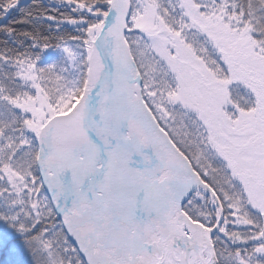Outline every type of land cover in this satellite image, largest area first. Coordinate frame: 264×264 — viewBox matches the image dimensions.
<instances>
[{
	"label": "snow or ice",
	"instance_id": "6c2138e0",
	"mask_svg": "<svg viewBox=\"0 0 264 264\" xmlns=\"http://www.w3.org/2000/svg\"><path fill=\"white\" fill-rule=\"evenodd\" d=\"M206 6L201 5V8ZM92 7L93 11L99 9L109 17L112 15L108 0L102 3L96 0ZM23 9L24 0H0V36H11L18 27L22 35L27 34L22 26L28 25L35 14L25 13ZM72 9L75 10L74 5ZM129 18L135 19L131 4L126 18L127 32L138 31ZM90 19L99 23L103 17L92 13L84 17L81 10L77 23L82 30L67 41L61 38L60 43L41 44L34 36H29L31 52L18 53L12 64L17 69L12 78L21 82L20 90L14 95L7 92L0 95V104H7L12 113L7 123L0 119V152L5 153L0 161V264H132L128 257L131 241L129 230L124 227L126 221L113 214L110 205L103 200L89 198L86 193L77 196L65 192L75 186L76 169L83 166L86 159L82 147L62 151L64 138L76 126L83 127L93 143H99L101 137L106 136L105 151L119 150L125 138L128 147L135 152L151 147L156 164L146 175L145 186L139 190L152 191L157 206L166 198L170 199L156 183L165 164L177 170V179L199 177L212 192H217L214 185H219V181L210 175V168L216 175L225 176V182L232 187H237L224 157H218L220 167L206 166L202 162L204 151L210 147L209 129L203 117L181 110L177 113L178 123L173 115L176 104L170 103L166 98L168 94L161 92L151 99L141 96L142 109L130 106L119 84L102 75L103 65H94L87 54L90 43L97 53L101 51L99 36L95 42L89 39ZM104 51H108L106 46ZM66 52L70 53L68 59H65ZM77 56L80 57L79 72L70 79L65 74L68 66L76 67L72 61ZM9 59L0 53V60L7 63ZM58 62L65 64L59 71ZM260 76L264 79V67L260 69ZM25 78L29 79L28 84L23 83ZM257 88L264 90L261 85ZM93 92L97 96L95 109L90 104ZM233 108L231 120H238L241 111L250 110L236 101ZM3 116L0 111V117ZM129 120L139 124V137L134 130L126 129ZM90 124L93 126L89 127ZM9 129L15 137L9 135ZM98 129H107L108 133L101 132L98 136ZM193 143L199 146V154L193 151ZM21 154L29 158L26 166L14 163ZM57 159L66 160L67 166L52 162ZM69 170L73 171L74 179L65 183L61 177ZM171 183L169 181V185ZM200 187L197 182V186L181 198L180 211L196 224L203 223L211 229L213 264H264V224L259 222L264 220V212L255 207L247 209L259 220L236 226L229 220L234 209L228 206L221 216L223 226L217 223L213 227L211 221L193 217L188 210L194 199L203 200ZM226 204L227 201H221L222 206ZM229 227L233 232L243 228L247 234L234 240ZM148 241L149 234L141 231L135 246L146 251ZM172 244L189 257L185 264H192L190 255L196 251L198 243L191 228H183ZM152 250L153 253L158 251L155 245Z\"/></svg>",
	"mask_w": 264,
	"mask_h": 264
},
{
	"label": "rangeland",
	"instance_id": "374dc122",
	"mask_svg": "<svg viewBox=\"0 0 264 264\" xmlns=\"http://www.w3.org/2000/svg\"><path fill=\"white\" fill-rule=\"evenodd\" d=\"M28 1L30 0H24V3ZM40 1L51 8L65 9L76 18L81 16V10L76 8L75 4L90 9L93 15H107L99 9L93 11L94 3L73 0ZM108 3L111 5V0ZM130 4L135 19L129 18V21L138 31L127 32L129 23L126 22L123 34L128 55L135 57L141 71L140 73L137 68L136 80L141 96L147 95L151 99L158 92L164 93L163 80L168 74L167 84L173 90L167 93L166 98L177 106L173 113L177 122L180 121L177 113L184 110L203 117L208 126L210 147L204 151L202 162L208 166L206 158L220 160L218 157H224L228 161L227 167L231 169L233 183L237 185L236 193L229 189L230 196L225 197L226 206L234 209L229 217L230 221L236 226L249 224L250 221L241 212L242 208L247 210L255 207L264 212V90L257 88V85L264 87V79L260 76V69L264 67V53L251 39L252 31L249 28H241L233 15H224L227 0H130ZM201 5L207 6L201 8ZM178 7L182 10V19L187 25L184 34L195 36L205 50L199 51L196 48L192 36L184 38V34L174 30L169 19L171 10ZM83 16L88 17L89 14L83 12ZM89 23V39L95 42L96 37L100 38L104 31V20L95 23L90 19ZM91 48L90 43L87 50L89 56ZM207 51L210 54L215 53L220 64L226 66H220L222 73L213 71L211 65H208ZM100 54L101 51L97 53L98 57ZM68 58L70 53L66 52L65 59ZM72 63L76 67L68 66V72L65 74L70 79H74L79 72L80 57L77 56ZM34 74L33 72L32 75ZM158 74H164L161 84L158 83ZM29 82L28 78L23 81L24 84ZM145 85L149 87L146 88ZM160 88L162 89L159 90ZM235 88L250 92L254 97L255 107L241 111L238 120H231L229 117L234 108L230 102V90ZM166 91L168 92V89ZM64 139L71 141L73 138L67 134ZM193 150L199 154V146L195 143ZM19 157V165L26 166L30 162L29 158L22 154ZM103 175L101 173V176ZM97 181L99 182V179ZM194 186H197L196 179H193L190 189ZM240 193L244 195L241 196ZM173 200H176L175 196ZM154 201L155 198L152 205L157 209ZM218 212L221 213L220 208ZM151 213L155 215L154 220H157L155 211L152 210ZM182 213L185 215L183 211ZM250 215L256 216L251 212ZM185 216L201 229L198 247L192 253L195 260L193 264H213L209 230ZM215 216L221 219V214ZM151 236L146 242L147 250L142 252L135 246V239L139 238V234L133 232L129 235L131 243L128 257L132 264H175L177 253L173 249L166 251L169 254L164 253V257L158 258V253H162L161 249L164 251L165 246L172 248L174 236ZM152 245L158 249L156 253H153Z\"/></svg>",
	"mask_w": 264,
	"mask_h": 264
},
{
	"label": "bare ground",
	"instance_id": "6f19581e",
	"mask_svg": "<svg viewBox=\"0 0 264 264\" xmlns=\"http://www.w3.org/2000/svg\"><path fill=\"white\" fill-rule=\"evenodd\" d=\"M121 0H112L111 7L114 9ZM76 8L83 10L85 13H91V10L83 5L75 4ZM124 11V10H123ZM126 12H122V19H119L115 24L109 22V25L104 29L100 36L101 54L94 60V65L97 63L102 64V75L110 82H116L119 84L120 91L125 92V99L130 106L139 108L140 103V90L136 80V73L128 58L126 47L121 40V26L124 24ZM104 21H109V16H102ZM107 47L108 51L105 53L104 47ZM111 57V58H110ZM91 107L95 109L97 107V96L95 92L92 93ZM134 121V120H129ZM93 125H89L92 127ZM82 128V129H81ZM101 132L108 133L107 129H98L97 135ZM73 139L66 140V142H72L67 148H63L62 151H70L73 146L82 147L84 149L85 161L83 166H78L76 173L85 186V192L89 198L95 197L98 200L107 202L112 213L121 218L122 221H126L124 227L129 230V235L133 232L140 234L141 231L153 236H169L174 237L181 232L180 228H191L197 243L199 242V236L201 235V229L193 224L183 213L180 211L181 198L189 191L190 185L193 183L191 178L177 179V170L173 167L165 164L161 169V175L156 179V183L161 185L163 191L170 199L166 198L162 205L157 206L156 219L149 213V196L138 189L131 190L130 188L123 189L121 186L113 183L111 180L126 179L130 185H144L146 175L150 169L156 164V159H150L145 162L143 168H138L132 165L123 152L122 147L119 150L105 151L104 145L108 143L106 136L101 137L99 143H93L88 138L87 132L81 126H76L68 133ZM65 141V139L63 140ZM57 166H67V161L63 159H57L52 161ZM159 167V165H156ZM94 170V176L99 179L97 184L90 182L89 171ZM73 172L69 170L68 173ZM104 175L101 176V173ZM194 175V174H193ZM106 177V178H105ZM62 179V177H61ZM97 179V180H98ZM111 179V180H108ZM196 179V177H195ZM169 181H172L169 185ZM125 185V184H123ZM122 191H130V197H125ZM150 195L155 198L152 191ZM173 196L176 200H173ZM135 205H138L140 212L135 209ZM157 234V235H156ZM150 238V239H152ZM174 250L177 253L175 257V264H185L186 257L183 251L177 250L173 244L172 248L165 246V250L161 249L162 253H158V258L164 257L165 254H169L166 251ZM173 258V256H172ZM164 259V258H163ZM174 259V258H173ZM192 264L194 263L193 254L190 255Z\"/></svg>",
	"mask_w": 264,
	"mask_h": 264
},
{
	"label": "trees",
	"instance_id": "16d2710c",
	"mask_svg": "<svg viewBox=\"0 0 264 264\" xmlns=\"http://www.w3.org/2000/svg\"><path fill=\"white\" fill-rule=\"evenodd\" d=\"M77 2L83 3H95L96 0H73ZM109 1V0H108ZM228 5L225 8V16H234L239 23V26L242 28H249L251 33V39L257 45V47L264 53V0H227ZM103 2V0H101ZM24 12L25 13H34L35 16L31 18L30 23L28 25L22 26L23 29L27 30V34H21L22 29L20 27L17 28V31L13 33L11 36H0V53L6 54L10 59L7 63L0 60V88L3 89V92H0V95L4 94V92L15 94L20 90V81L13 80V74L16 72V68L12 67L13 60L17 56L18 53L23 52H31L30 40L29 36H34L37 40L40 41L41 44H46L48 41L52 43H60L61 38L67 41L69 37H76L77 31L82 30L78 25L77 21L81 16H73L67 10L61 8H51L46 4H43L40 0H30L24 3ZM182 10L180 7L177 9L173 8L171 10L170 21H172V25L174 30H176L180 34L185 33V29L187 25H185L182 19ZM77 20V21H76ZM67 21L66 23H63ZM130 22V21H129ZM8 23V22H6ZM176 23V24H175ZM59 26V29L57 30ZM184 38L192 36V35H182ZM193 37V38H192ZM191 39L195 42L196 48L201 51V49L205 50V47L195 36H192ZM200 54V52H199ZM207 63L211 65L213 71L221 72L220 62L217 60L215 53H209L207 51ZM65 66L63 62H58L57 71H59L60 67ZM7 74V75H5ZM158 83H160L164 74H158ZM168 74H166V78L163 80L164 93H169L173 90V88L168 87ZM167 81V82H166ZM161 84V83H160ZM160 88L159 90H161ZM168 89V92L166 91ZM230 102L233 104V101L238 102L242 108L254 109L252 106L253 102L255 103L253 95L243 88H235L234 90H230ZM0 111L4 113L3 119L5 123L12 119L11 109L7 104H0ZM9 135L15 137V133L9 129ZM194 151V150H193ZM5 153L0 152V161H3ZM206 158V157H205ZM212 162H210V161ZM207 164L214 167L221 166V160L209 159L206 158ZM14 163L20 164V157L18 156L17 161ZM210 175L215 176L216 180L219 181V185H214L217 187V192H212L211 189L206 184H201L199 191L203 195V200L194 199L189 212L193 217H198L204 221H211L212 226L215 227L218 223L216 214H223L224 211L227 210V204L222 206L221 201H227L225 197L230 196V190L233 189L236 193V187H232L229 183L225 182L226 177L222 175H216V173L211 172ZM203 182V181H202ZM234 184V183H233ZM206 190V191H205ZM229 198V197H227ZM212 202V203H210ZM243 204H241V207ZM220 208V212L218 209ZM244 217L251 222V220H259L258 216H251L250 212L242 208ZM188 216V215H187ZM230 220V218H229ZM195 221V220H194ZM260 223L264 224V220H259ZM221 225L223 226L224 221L221 220ZM203 227L204 224H201ZM208 230H211L208 227H205ZM222 230V229H221ZM229 232H232V238L238 239L242 236H245L247 233L243 230H238L236 232L232 231V228L229 227ZM211 247L212 242L210 240ZM214 262V257H213Z\"/></svg>",
	"mask_w": 264,
	"mask_h": 264
},
{
	"label": "water",
	"instance_id": "95a60500",
	"mask_svg": "<svg viewBox=\"0 0 264 264\" xmlns=\"http://www.w3.org/2000/svg\"><path fill=\"white\" fill-rule=\"evenodd\" d=\"M129 3H130V0H121L117 5L116 7L113 9L112 11V15L111 17H109V21H105L104 23V29L106 28L105 25H109V22L115 24V22H117L119 19H122L123 15H122V12H126L125 14V18H124V24L121 26V40L123 42V44L125 45V39H124V34H123V30L125 28V24H126V18H128V12H129ZM124 10V11H123ZM96 55H97V51L95 49V47L92 46L91 48V59H95L96 58Z\"/></svg>",
	"mask_w": 264,
	"mask_h": 264
}]
</instances>
